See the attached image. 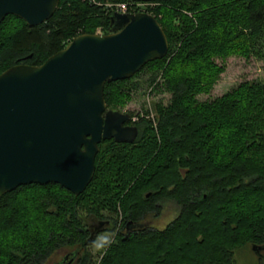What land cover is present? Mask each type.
Masks as SVG:
<instances>
[{
  "label": "trees",
  "instance_id": "obj_1",
  "mask_svg": "<svg viewBox=\"0 0 264 264\" xmlns=\"http://www.w3.org/2000/svg\"><path fill=\"white\" fill-rule=\"evenodd\" d=\"M120 5L153 16L168 53L131 79L107 83V109L119 111L158 78L170 101L156 106L154 119L145 112L133 122V144L99 145L81 195L50 183L0 197V264H45L76 248L84 251L77 264H236L238 249L264 246V83L198 100L225 70L217 59L264 57V0H60L36 27L4 18L0 75L42 65L80 35L109 34ZM145 71L149 77L136 82ZM167 202L179 212L164 229L142 224ZM87 219L109 221L114 234L98 261L85 244ZM137 222L141 228L130 233Z\"/></svg>",
  "mask_w": 264,
  "mask_h": 264
},
{
  "label": "water",
  "instance_id": "obj_2",
  "mask_svg": "<svg viewBox=\"0 0 264 264\" xmlns=\"http://www.w3.org/2000/svg\"><path fill=\"white\" fill-rule=\"evenodd\" d=\"M60 0H0L7 16L29 27L48 21ZM168 42L148 13L110 16L109 34L72 39L42 65H16L0 75V197L18 187L57 184L81 195L95 174L99 145L133 144L138 136L127 113L108 110L107 83L131 79L163 59ZM109 223H101L90 246ZM259 256L264 246H252Z\"/></svg>",
  "mask_w": 264,
  "mask_h": 264
},
{
  "label": "rangeland",
  "instance_id": "obj_3",
  "mask_svg": "<svg viewBox=\"0 0 264 264\" xmlns=\"http://www.w3.org/2000/svg\"><path fill=\"white\" fill-rule=\"evenodd\" d=\"M216 64L223 66L225 70L220 75V79L214 86L212 92L209 95L199 96V101H210L219 98L232 91L243 82L257 81L264 83V57H253L249 60L239 57H230L226 60L217 59ZM149 75L150 73L145 71L135 81H142V83H144ZM157 82H159V78ZM156 83L150 86L141 84L140 89L131 94V100L124 107H122L119 112L129 114L132 123L135 122L138 117H142L145 112H148L150 114V118L154 119L156 106L159 104L166 105L170 101V95L160 90L159 87L157 88ZM178 212L179 209L174 203L167 202L163 204L162 211L159 216H148L142 224L146 227L164 229L173 219L176 218ZM86 225H91V221L89 219L86 220ZM104 238H107L110 242L113 241L114 234L111 231V227H107V229L100 232V234L94 238L93 243L88 246L87 251L91 253L94 260L98 261V258L103 257L104 253L102 248L110 243L107 241L104 242L105 244H102L100 250L97 251L95 249V245L102 242ZM75 252H78L79 259L84 251L81 249L79 251L77 248L62 249L56 252L45 264L57 263L65 255ZM233 258L236 264H262L260 257L253 251V248L250 245L238 249L234 253Z\"/></svg>",
  "mask_w": 264,
  "mask_h": 264
},
{
  "label": "flooded vegetation",
  "instance_id": "obj_4",
  "mask_svg": "<svg viewBox=\"0 0 264 264\" xmlns=\"http://www.w3.org/2000/svg\"><path fill=\"white\" fill-rule=\"evenodd\" d=\"M128 125L134 126L131 121H130V123ZM101 223H109V225L106 226V227H111V224H110L109 221H99V222H95L94 220H92L91 221V225H89L87 227V230L89 232V236L87 238V241L89 240V238H90L91 234L94 232V230L97 227H99V225ZM106 227H104L100 232H102L103 230L107 229ZM140 228H141V224L137 222V223H135L132 226V229L131 230H128V231L131 233L133 231L139 230ZM100 232L97 235H95V237L98 236L100 234ZM262 252L264 253V250L263 249L259 251V257H260L261 263L264 264V255H263ZM77 259H78V252H75V253H72V254L69 253V254L65 255L61 260H59V262H57V263L55 262L54 264H76Z\"/></svg>",
  "mask_w": 264,
  "mask_h": 264
},
{
  "label": "clouds",
  "instance_id": "obj_5",
  "mask_svg": "<svg viewBox=\"0 0 264 264\" xmlns=\"http://www.w3.org/2000/svg\"><path fill=\"white\" fill-rule=\"evenodd\" d=\"M110 242L107 238H104L103 240H102V242H100V243H97L96 245H95V249L97 250V251H99L100 250V248L102 247V244H105L104 242Z\"/></svg>",
  "mask_w": 264,
  "mask_h": 264
},
{
  "label": "built area",
  "instance_id": "obj_6",
  "mask_svg": "<svg viewBox=\"0 0 264 264\" xmlns=\"http://www.w3.org/2000/svg\"><path fill=\"white\" fill-rule=\"evenodd\" d=\"M115 12L128 13V12H126V7L123 5L118 6ZM140 13H142V12H140Z\"/></svg>",
  "mask_w": 264,
  "mask_h": 264
}]
</instances>
